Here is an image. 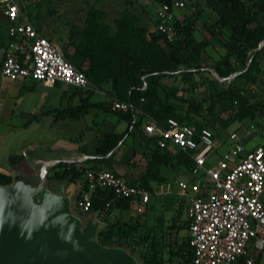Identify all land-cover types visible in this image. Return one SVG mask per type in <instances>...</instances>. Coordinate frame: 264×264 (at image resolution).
Returning <instances> with one entry per match:
<instances>
[{
  "label": "rangeland",
  "instance_id": "obj_1",
  "mask_svg": "<svg viewBox=\"0 0 264 264\" xmlns=\"http://www.w3.org/2000/svg\"><path fill=\"white\" fill-rule=\"evenodd\" d=\"M16 1L36 31L49 41H54L63 54L70 55L73 50L65 44L70 27L82 29L86 20L89 19L96 24H105L109 33L110 29L114 30L112 18L116 17V13L118 17L120 16L121 7L130 14L128 9L131 4L133 5L131 11L138 15L136 17L138 22L135 25L149 32L153 29L151 25L153 9L160 0H145L146 2H142V0ZM240 1L247 12L264 26V10L261 9L264 0ZM226 8V5L219 4L217 0H187L184 12L185 22L191 23L193 32L190 49L186 50L185 55L191 54L193 62L189 69L183 66L177 67L176 74L171 78L164 79L161 82L163 87L160 88L164 93H169L174 89L177 97L186 96L191 92L197 101H203L196 114H185V106L181 104H177V111L185 118L184 122L205 126L213 135L215 148L209 153L205 168L212 167L217 159L228 150L230 144L228 135L230 133H235L247 149L254 146L264 147V57L260 56L257 59V71L249 74V79L241 77L233 79L238 74L236 73L219 81L210 73L213 64L220 60L225 53L224 46L227 42L229 27L233 25V22H228L227 26H223L221 23V16L225 13ZM110 9L113 12L111 14L110 11L109 18L105 20L103 11ZM263 43L264 41L260 46ZM230 61L233 64L232 59ZM81 67L86 69L87 63L82 64ZM182 73H184L183 76ZM92 84L91 87L97 91V94L90 97V102H105L104 106L107 111L95 110L92 107L87 109L86 114L73 122L67 120L52 123L53 115L41 117L39 116L40 112L75 105L81 94L75 93L72 87L60 83H56L53 88L40 89L33 87L32 81L25 80L19 96L15 99L14 124L16 127H20L26 123L29 115H34L40 117L38 128L44 130L45 133L29 131L20 134L19 139L11 142L8 140L13 137L14 131L5 134L3 142L0 144V174L6 176L5 172L11 171L9 157L19 155L21 159L22 157L24 159V149L20 151L8 149L9 145L17 146V148H26L28 145L26 153L31 156L35 151L41 152L43 149L49 148V145L60 137L61 140L76 145L80 151L89 152L93 140L101 133H112V130L116 133L122 132L126 124L124 121H120L119 116L124 112L115 114L108 104L110 83H101L99 87L92 86ZM228 91L238 93L245 100L247 106L254 107L251 119L234 121L236 104L231 100L215 98L216 94ZM159 94L161 95L160 92ZM62 96L63 98H61ZM69 97H71L70 101H68ZM130 105L133 109L137 108L135 104ZM115 122L118 124L113 126ZM37 134L42 135L45 142L37 140L31 141V143L26 142V137L36 138ZM134 135L143 137L142 133L135 132ZM131 138V135L127 136L124 145H129ZM12 142L15 143L11 144ZM168 153L176 155V150ZM172 166V164L160 166L168 183L165 180L159 183H150L151 190L159 186L166 189L169 185L171 194L150 198L149 208L143 214H135L129 206L127 210L109 209L107 213L95 215V219L103 224L100 231L110 225L114 233L110 244H103V246H124L125 250L135 258L137 264H143L144 260L150 259L152 254L161 264H176L177 262L181 264L180 258L174 255L168 258L167 255L169 251L174 252L177 245L183 243L186 238L184 222L187 198L179 197L176 191L179 186L183 185L186 191L190 192L193 182L183 165ZM46 181L47 187L51 190H55L54 186L62 182L54 179ZM168 190L170 192V189ZM70 206V216L78 219L80 226H84L88 213L80 212L73 198H71ZM246 253L247 257L253 260V264L258 255L261 262L264 261V251L258 252L248 247Z\"/></svg>",
  "mask_w": 264,
  "mask_h": 264
},
{
  "label": "built area",
  "instance_id": "obj_2",
  "mask_svg": "<svg viewBox=\"0 0 264 264\" xmlns=\"http://www.w3.org/2000/svg\"><path fill=\"white\" fill-rule=\"evenodd\" d=\"M186 2L160 0L153 9V31L162 36L165 45L178 39L173 24L180 18ZM0 9L11 23L8 36L12 40L0 62L2 78L10 82H55L78 90L92 89L84 74L65 59L60 49L36 31L16 0H5ZM110 109L126 112L133 107L111 99ZM141 133L156 140L160 148L169 145L191 161V191L181 185L177 192L179 197L187 198L185 220L192 252L190 264H241L242 259L244 264H253L246 249L264 251V147L247 149L235 133H230L228 150L212 167L205 168L209 153L215 148L208 129L196 130L172 118L166 119L163 126L148 119L141 125ZM81 179L75 202L82 213L88 212L90 196L97 189L111 190L116 199H128L137 215L145 211L150 198L170 194L162 186L151 191L130 186L107 170L86 167Z\"/></svg>",
  "mask_w": 264,
  "mask_h": 264
},
{
  "label": "trees",
  "instance_id": "obj_3",
  "mask_svg": "<svg viewBox=\"0 0 264 264\" xmlns=\"http://www.w3.org/2000/svg\"><path fill=\"white\" fill-rule=\"evenodd\" d=\"M217 2L227 6L225 13L221 16L222 25L227 26L228 22H233V25L229 27L227 42L224 46L225 53L220 60L213 64L210 73L220 79H226L236 73L238 74L233 79L238 77L249 79V74L257 71V59L260 56L264 57V43L260 46L264 41V26L247 12L240 0H217ZM261 9L264 10V4ZM185 10L186 7L180 12V18L173 24L178 39L171 45H165L162 36L155 33L153 29L146 32L142 27L136 26L137 18L125 10L113 21L114 32L112 35L107 32L105 24H96L89 19L86 20L82 29L70 27L69 40L66 45L73 51L70 55L64 53L65 59L82 72L90 84L93 83L92 86L99 87L101 83H110L109 100L116 99L137 106V108L134 107L135 109L120 114L121 121L126 123L123 132H112L98 137L92 152L93 155L99 157L100 161L106 162L107 158L112 156V150L119 142L123 144V140L127 136L133 135L135 132L141 133V123L135 121L136 116L146 115L162 126L166 119L172 118L180 124L193 126L196 130L206 128L197 123L184 122L185 118L177 111V104H181L185 106V114H196L203 101H197L191 92L186 96L177 97L174 89L169 93H164L160 89L163 87L161 82L166 78L173 77L177 72V67L183 66L189 69L193 62L191 54L185 55L186 50L190 49L193 32L191 23L185 22ZM151 25L153 27L154 18ZM84 63H87L86 69L81 67ZM181 75L183 76L184 73ZM250 80L253 81V79ZM74 91L81 94L78 97V103L74 107H67L59 111L56 116L61 120L65 118L77 120L86 114L87 109L92 107L107 111L104 106L105 102H90V97L95 94L92 89H74ZM215 98H224L236 104L234 121L239 122L253 117L254 107L247 106L245 100L238 93L220 92L215 95ZM141 138L146 143L154 140L144 136ZM107 154L109 156L104 158ZM142 154L147 158L144 171L137 179L127 181V183L146 191H151L150 183L164 181L160 175L162 164L183 165L188 171L191 167V161L180 151H176V155L158 150ZM9 161L13 165L18 161V158L9 157ZM67 176L70 181H74L82 176V171L74 172L71 168L69 171H63L56 175L55 178L63 179ZM9 181L8 177L0 175V185H7ZM149 204L146 209L149 208ZM129 206L128 199H116L111 190L97 189L90 196L87 213L102 215L109 209L127 210ZM184 228L185 230L187 228L186 220ZM97 236L99 244H110L109 242L114 236L112 226L109 225L99 231ZM167 255L168 258L173 255L180 258L181 264H190L192 252L187 235L184 242L179 243L176 250L169 251ZM143 264H161V262L155 259L152 254L150 259L144 260ZM176 264H180V262ZM241 264H244V259L241 260ZM254 264H264V261L261 262L258 255Z\"/></svg>",
  "mask_w": 264,
  "mask_h": 264
},
{
  "label": "water",
  "instance_id": "obj_4",
  "mask_svg": "<svg viewBox=\"0 0 264 264\" xmlns=\"http://www.w3.org/2000/svg\"><path fill=\"white\" fill-rule=\"evenodd\" d=\"M26 148L8 146L25 151L9 184L0 185V264H137L124 246L98 243L103 224L95 213L84 226L70 216L67 181L47 187L46 174L59 161L47 160L44 149L28 156Z\"/></svg>",
  "mask_w": 264,
  "mask_h": 264
},
{
  "label": "crops",
  "instance_id": "obj_5",
  "mask_svg": "<svg viewBox=\"0 0 264 264\" xmlns=\"http://www.w3.org/2000/svg\"><path fill=\"white\" fill-rule=\"evenodd\" d=\"M4 1L5 0H0V4H2ZM142 2H146V1L142 0ZM132 7L133 5L130 4L128 12H130V14H133L135 17H138L137 13H135L134 11H131ZM123 10L124 8L121 7L120 13ZM110 11L111 9L103 11L105 20L109 18ZM112 12L113 11H111V14ZM117 18H118V15L116 13V17H113L112 20L114 21ZM10 24H11L10 21L3 15L2 10L0 9V62L3 58L4 51L7 47V44L10 41H12L11 38L8 36V28ZM113 32L114 30L110 29L109 34L112 35ZM68 40H69V35L67 36L65 40V44L68 43ZM51 42L54 43V41H51ZM24 82L25 80H17L14 82H10L0 76V144L1 142H3L4 135L7 134L8 132L14 131L12 134L13 137L10 138L8 142L19 139V137L21 136L20 134H24L29 131H32V132L34 131L36 133L44 132V130L38 128V126L40 125L39 124L40 117H37L34 115H29V117L28 115H25L28 117V120L26 121V123L22 124L20 127H16L14 124L13 107L15 105V99L19 96ZM32 84H33V87H38L40 89H49V88H53L56 83L53 82L50 84H43V83H37V82L32 81ZM61 98H63V96ZM70 100H71V97L68 98V101ZM77 103H78V100L75 105H67L59 109L53 108L47 111H41L40 112L41 115L39 116L47 117V116L53 115L54 119L52 120V123H56L57 121L62 122V121H67V120H69L70 122H73L74 120H70L68 118L61 120L60 118H58V116H56V114L62 109H66L67 107L76 106ZM109 105H110V100H109ZM148 119L149 117L146 115H142V117H139V116L135 117V121L136 122L139 121L141 125L144 124ZM117 124L118 122H115L113 126H116ZM112 132L116 133L113 130ZM117 133H121V132H117ZM102 134H107V132L101 133L100 135ZM131 137H132L131 142L127 146L124 145L126 138L123 140V144L119 142L118 145L112 150L111 152L112 156L110 158H107L109 156V154H107L104 157V158H107L106 162L100 161L99 157L93 155V152H92L93 146L96 143L98 137L95 138L96 140L95 139L93 140V143L90 147L89 152L80 151L76 145L67 143L61 140L60 137H58L56 140H54V142H52V144L49 145V148L44 149V151L47 152V155H48L47 160L53 159V160L59 161L57 165H55L51 170L47 172L46 180L54 179L58 181H67L68 188L70 189L72 198L75 200L76 194L79 190V184L82 182L81 177H79L78 179H75L74 181H70L69 176L63 179H56L55 178L56 175L61 174L63 171H69V169L71 168L73 169L74 172H78V171H83L84 168L86 167H89L94 170L111 171L114 174L120 176L125 181H132V180L137 179L139 175L144 171V165H145L147 158H145V156L142 153L149 152L151 150H158L161 152L175 151V149L169 145L166 146L165 148H160L156 140L146 143L143 140V138H140L134 134L131 135ZM25 140L29 142L33 140H37L38 142H45L44 138H42V135L39 136L38 134L36 138L26 137ZM12 157H16V156H12ZM17 158H18V161L21 160L20 157L17 156ZM18 161H16L13 165L11 164L10 172H5V175L6 177L9 178V180H10V173L12 172L15 164ZM127 163L129 164L134 163V164L129 165ZM170 169L172 168L170 167ZM160 175L164 178L165 182L168 183L166 181L164 174L161 172V170H160ZM168 189H170V194H171V188L169 185H168ZM177 192L178 190L176 191V193ZM176 193L174 192L173 194H176Z\"/></svg>",
  "mask_w": 264,
  "mask_h": 264
}]
</instances>
